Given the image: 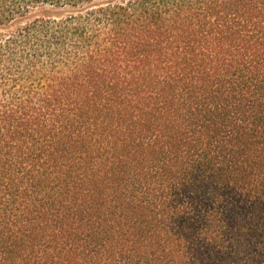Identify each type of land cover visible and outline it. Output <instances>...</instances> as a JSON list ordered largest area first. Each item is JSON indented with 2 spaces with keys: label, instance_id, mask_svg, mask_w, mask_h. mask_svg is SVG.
Returning a JSON list of instances; mask_svg holds the SVG:
<instances>
[{
  "label": "trees",
  "instance_id": "1",
  "mask_svg": "<svg viewBox=\"0 0 264 264\" xmlns=\"http://www.w3.org/2000/svg\"><path fill=\"white\" fill-rule=\"evenodd\" d=\"M0 264H264V0H0Z\"/></svg>",
  "mask_w": 264,
  "mask_h": 264
},
{
  "label": "rangeland",
  "instance_id": "2",
  "mask_svg": "<svg viewBox=\"0 0 264 264\" xmlns=\"http://www.w3.org/2000/svg\"><path fill=\"white\" fill-rule=\"evenodd\" d=\"M239 259H240V262H242L241 258H239ZM237 262H239V261H237Z\"/></svg>",
  "mask_w": 264,
  "mask_h": 264
}]
</instances>
